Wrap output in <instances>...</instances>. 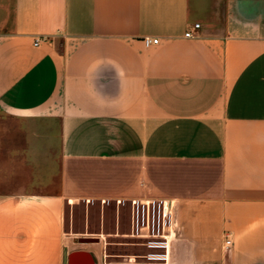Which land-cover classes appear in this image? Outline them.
<instances>
[{"label":"crops","instance_id":"1","mask_svg":"<svg viewBox=\"0 0 264 264\" xmlns=\"http://www.w3.org/2000/svg\"><path fill=\"white\" fill-rule=\"evenodd\" d=\"M140 196L175 200L169 261L264 264V0H0V264Z\"/></svg>","mask_w":264,"mask_h":264},{"label":"built area","instance_id":"2","mask_svg":"<svg viewBox=\"0 0 264 264\" xmlns=\"http://www.w3.org/2000/svg\"><path fill=\"white\" fill-rule=\"evenodd\" d=\"M199 25L195 24L194 28ZM185 38H191L190 31L184 33ZM39 40H35L37 45ZM145 46L156 45L157 38L143 39ZM96 200H87L94 204ZM101 206H114L118 227L119 212L124 211L127 232L122 236L131 240L139 253L117 255L107 253L106 235L98 234L96 239L102 242V253L99 262L94 264H171L169 261L171 243L178 236L179 226L176 218V203L173 199L160 197L112 198L97 200ZM117 236V234H116ZM230 239L224 242L223 249L229 250ZM94 259V257H93Z\"/></svg>","mask_w":264,"mask_h":264},{"label":"rangeland","instance_id":"3","mask_svg":"<svg viewBox=\"0 0 264 264\" xmlns=\"http://www.w3.org/2000/svg\"><path fill=\"white\" fill-rule=\"evenodd\" d=\"M140 187H144L143 182H140ZM87 200L78 199L64 207V231L69 237L71 246L74 249L88 250L97 263L101 258L102 242L96 239V235L102 233L106 235V241L109 243L106 246L107 253L125 256L139 253L138 248L131 244V240L122 236L127 232L124 211L119 212L117 227L114 206H101L97 200L94 204H90ZM82 239H96V242L81 244L79 241ZM214 255V253L204 254L202 259L209 261ZM178 256V259H172L173 264L187 263L188 253L181 251Z\"/></svg>","mask_w":264,"mask_h":264},{"label":"water","instance_id":"4","mask_svg":"<svg viewBox=\"0 0 264 264\" xmlns=\"http://www.w3.org/2000/svg\"><path fill=\"white\" fill-rule=\"evenodd\" d=\"M96 239H82L81 244L94 243ZM66 264H94L93 256L90 252L85 250H73L66 255Z\"/></svg>","mask_w":264,"mask_h":264}]
</instances>
